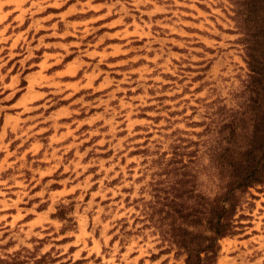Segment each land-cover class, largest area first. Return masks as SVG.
<instances>
[{
    "label": "rangeland",
    "instance_id": "1",
    "mask_svg": "<svg viewBox=\"0 0 264 264\" xmlns=\"http://www.w3.org/2000/svg\"><path fill=\"white\" fill-rule=\"evenodd\" d=\"M233 10L0 0V263L185 264L157 212L179 181L218 190L248 74ZM239 214L217 264H264V185Z\"/></svg>",
    "mask_w": 264,
    "mask_h": 264
},
{
    "label": "trees",
    "instance_id": "2",
    "mask_svg": "<svg viewBox=\"0 0 264 264\" xmlns=\"http://www.w3.org/2000/svg\"><path fill=\"white\" fill-rule=\"evenodd\" d=\"M233 5L248 74L241 101L222 125L224 143L215 151L218 190L211 197L193 196L190 181H179L168 204V196L162 199L168 209L157 212L168 219V241L185 264H217L220 240L244 227L240 221L247 217L239 213L245 196L264 185V0H233Z\"/></svg>",
    "mask_w": 264,
    "mask_h": 264
}]
</instances>
